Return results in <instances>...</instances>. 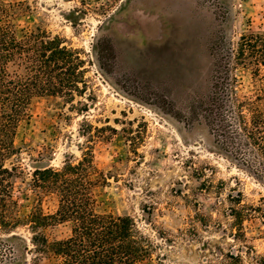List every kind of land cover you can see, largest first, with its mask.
Returning a JSON list of instances; mask_svg holds the SVG:
<instances>
[{"label": "rangeland", "instance_id": "rangeland-1", "mask_svg": "<svg viewBox=\"0 0 264 264\" xmlns=\"http://www.w3.org/2000/svg\"><path fill=\"white\" fill-rule=\"evenodd\" d=\"M1 1L13 7L19 27L38 25L77 49L86 81L73 100L35 98L21 122L19 152L6 160L19 166L12 178L18 215L57 210L55 193L30 187L35 167L77 163L88 151L95 209L130 215L155 245L139 264H258L264 183L185 113L211 83V9L196 0ZM221 2L229 13L219 32L234 46L241 35L264 31V0ZM232 73L237 94L250 95L251 71L236 65ZM43 231L53 241L71 230L56 221ZM16 232L30 236L27 226ZM24 257V264L54 263L45 256L34 263L30 252Z\"/></svg>", "mask_w": 264, "mask_h": 264}, {"label": "trees", "instance_id": "trees-1", "mask_svg": "<svg viewBox=\"0 0 264 264\" xmlns=\"http://www.w3.org/2000/svg\"><path fill=\"white\" fill-rule=\"evenodd\" d=\"M196 2L214 14L216 32L207 43L213 70L206 94L186 103V117L213 131L222 148L236 152L240 166L264 183V31L241 35L234 46L226 33L219 32L224 31L221 22L227 21L226 5L221 0ZM236 65L252 73L250 95L236 92L232 73ZM82 67L77 49L38 25L19 27L13 7L0 0V264H24L29 252L34 263L45 256L53 264H139L155 247L130 215L95 209L94 167L88 151L77 163L65 161L60 168L46 165L32 171V189L56 194L54 214L38 207L25 217L17 213L12 178L19 166L6 165L19 152L14 142L17 130L30 116L35 98L82 96L86 85ZM56 221L69 223L70 234L49 241L43 230ZM22 226L30 232L28 240L16 232ZM258 264H264V255Z\"/></svg>", "mask_w": 264, "mask_h": 264}]
</instances>
